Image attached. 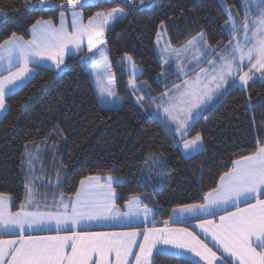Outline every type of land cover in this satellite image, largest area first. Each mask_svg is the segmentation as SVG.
Masks as SVG:
<instances>
[{"label":"trees","instance_id":"obj_1","mask_svg":"<svg viewBox=\"0 0 264 264\" xmlns=\"http://www.w3.org/2000/svg\"><path fill=\"white\" fill-rule=\"evenodd\" d=\"M240 11L238 0H223ZM63 0H0V44L16 33L28 38L38 20L57 22L66 11ZM113 8L126 15L105 34V45L114 75L120 107L99 106L83 55L68 56L61 70L40 67L19 90L5 99L7 112L0 119V193L12 197L11 210L19 209L25 195L21 158L26 146L54 136L64 142L61 166L63 190L72 195L79 182L93 175L117 177L116 203L122 208L130 196H152L155 220H168L180 203H201L216 186L232 161L255 152L262 143L264 81L254 80L246 89L229 87L191 125L188 139L198 132L202 150L186 159L175 147L172 134L159 120L137 106L127 89L124 57L138 68L144 83V103L179 82L163 67L154 44L164 24L173 46L180 47L203 32L208 44L225 47L231 36L225 30L227 15L220 0H144L127 5L124 0H93L77 6L85 19ZM69 11V10H68ZM163 153V163L149 158ZM148 161V163H146ZM180 257L157 254L155 264H185Z\"/></svg>","mask_w":264,"mask_h":264},{"label":"snow or ice","instance_id":"obj_2","mask_svg":"<svg viewBox=\"0 0 264 264\" xmlns=\"http://www.w3.org/2000/svg\"><path fill=\"white\" fill-rule=\"evenodd\" d=\"M124 2L132 5L136 0ZM140 3L143 5L144 0H140ZM83 5L84 0H63L61 4L66 11H72L71 33L64 28L62 11L59 29L51 28V21L38 20L32 25L30 40L25 41L23 36L13 33L10 40L0 44V51L5 53L0 55V61L6 59L8 64V75L0 77V112L7 111L6 97L14 92L17 82L31 71L29 63L47 59L60 69L65 63L64 53L69 44L79 49L81 41L87 37L88 51L91 52L97 44H104L102 37L105 27L118 23L126 15L124 9L113 8L106 14L96 13L94 17H90L88 25L78 24L80 14L75 9ZM242 8V25L236 22L231 12L225 25H230L233 33L238 32L242 26L244 42L237 41L227 55L220 56L219 65L214 60L208 61L213 69L211 82L215 87L204 85L206 90L201 91L199 76L192 84L185 81V90L178 97H172L168 92L162 94L168 96L170 101L167 106H157L158 109L162 108L163 115L157 112L150 117L159 120L161 126L172 133L171 143L177 148L182 145L181 154L186 159L192 158L202 149V137L199 132L191 139L187 138L191 122L198 115H202L199 110L214 102L219 95H223L227 91L225 85L238 86L235 79L237 76L240 86L244 87L254 80L255 72H260L261 78H264V0H242ZM253 10L256 16L250 20ZM98 18L102 22L96 23ZM203 39V32L198 33L187 41L186 47L196 46ZM208 47L211 51H208L206 56L216 51L215 47ZM245 61L247 66H250L247 72L243 71ZM13 68L16 70L12 71ZM201 72H204V69H201ZM173 87L179 90L181 85ZM105 92L108 96L114 95L111 81L109 86L101 89V98ZM142 99L143 97L138 98ZM177 102L182 107L180 113L174 115ZM171 124H175L174 132ZM149 159L157 165L164 162L163 153ZM232 165L220 176L216 186L204 193L203 202L180 203L172 208V212L181 215L187 213L215 216L216 209H225L227 214L220 216L219 223L203 219L200 225L202 230L211 236L223 253L239 264H264V144L258 142L255 152L234 159ZM101 179L99 176L82 179L75 198H69L67 201L62 199L55 212L27 211L24 204L19 212L9 211L8 196L0 193V231L3 234L16 235L15 239L0 238V264H155V256L164 252V249L158 247L161 245L191 252L204 261V264H214L218 260H221L222 264H232L231 260L218 257L216 251L186 228L167 227L172 216L164 221V228L145 226L143 230L135 228L118 233L93 232L82 228V224L92 221L133 224L141 217L147 224L149 217L153 215V209L144 204L139 195L130 196L124 205L126 210L122 211L114 202L113 183L118 181V178L109 176L105 183H101ZM28 197L31 203V188L28 190ZM241 202L246 203L247 207H239ZM230 206H235L236 211H227ZM50 223H55L56 235L31 234L34 228ZM68 225L71 226L70 229L65 234H60L61 227ZM185 264L195 262L185 261Z\"/></svg>","mask_w":264,"mask_h":264},{"label":"crops","instance_id":"obj_3","mask_svg":"<svg viewBox=\"0 0 264 264\" xmlns=\"http://www.w3.org/2000/svg\"><path fill=\"white\" fill-rule=\"evenodd\" d=\"M29 1H31V0H29ZM90 1H92V0H90ZM110 10L101 11V12H97V13H105L106 14ZM75 11L80 14V19L78 21V24L88 25L89 24V18L85 19L84 14L81 10L76 8ZM61 12L58 14V20L56 23L53 22L52 20H39V21H41V22L51 21V28L59 29L61 27ZM63 12H64V18H63L64 28L67 32L71 33L73 31L72 11L69 10V11H63ZM95 14L92 17H94ZM36 22L34 24H36ZM100 22H102V21L98 18L96 23H100ZM112 26L113 25L110 24V25L105 27L104 36L102 37V39L104 40V44H97L96 48H93L91 52L88 51L87 37H84L83 40L81 41V47L79 49H77L76 47L69 44L67 46V48L65 49V53H64V60H66V58L68 56L83 55L82 56L83 66H84L85 71H87L88 74L90 75L96 100H97L99 106L104 107V108H117V107H120V105H121V100L116 94L114 75H113V71L111 69L110 63L108 62L109 66L106 70L108 77L105 74H103V71H99V69L96 68L98 56L103 57L101 59L102 61H104V60L109 61L108 55H107V48L105 45V34ZM39 28H40V26L38 25V29ZM17 36H19V35H17ZM11 37H9L6 40H10ZM31 38H32V26L29 29L28 38H24V40L27 41V40H30ZM156 39H157V36H156ZM156 39H155L154 49L156 47ZM100 46H103V47L101 48ZM95 52H99L97 57H96ZM101 52H103V55H101ZM155 52H156V49H155ZM0 55H5V53L0 51ZM156 55L158 56L157 52H156ZM98 60H99V58H98ZM101 60L98 62L101 63ZM123 60L125 62L126 69L128 68V70H129V72L127 71L128 74L129 75L132 74L133 81L138 82L136 80L138 77V71H136L133 68L134 64L132 63L131 59H129V57L126 56L123 58ZM102 63H104V62H102ZM170 64H172V63H170ZM170 64H168V65H170ZM63 65L64 64L61 65L60 69H57L55 67V65L52 63V61L47 60V59L36 60L34 63H29L28 66L31 69V71L21 81L17 82V86H16L14 92L19 90L20 88H22L35 75L38 68L44 67V68H50V69L59 71L63 68ZM161 65L163 67H166L163 64H161ZM7 68H8L7 60L5 59L3 61H0V77L8 75ZM15 70H16L15 68L12 69V71H15ZM95 76H96V79H95ZM186 79H187L186 77L184 79L181 78V80L179 82L175 83L174 85H181V87H180V89H181L182 88V82ZM110 81L112 83V90L114 92V95L108 96L107 93L105 92L103 95V98H101V89L109 86ZM187 81L188 82L189 81L195 82L196 80H191V77H189ZM200 90L205 91L206 89L203 90L202 88H200ZM14 92H12V93H14ZM165 92H168L172 97H178V94H179L178 90L176 88H174L173 86H171ZM165 92H163L162 94H164ZM12 93H10V94H12ZM162 94L157 96V97L150 98V103H152V104H150L149 106H146L148 104L144 103L143 101L141 102L143 108H146L145 111H146V113H148L149 116L152 117L153 114H155L157 112H159L160 114L163 115L162 108L158 109V107H155V106H158V105L167 106L170 103V101H169L168 96H162ZM215 100H214V102H215ZM214 102H212L208 105H205L199 111H202V113H203ZM5 103H6V101H5ZM137 106H139V105H137ZM6 107H7V104H6ZM181 107L182 106L177 102V108L173 114L174 115L179 114ZM6 112H0V119L6 114ZM199 116L200 115H198L191 122V125ZM165 119H166V117H165ZM171 128L174 132L175 131V124H171ZM261 138H262V143L264 144V132L262 133V130H261ZM189 139H191V138H189ZM56 145H58V147H56ZM181 149H182V145L180 147V150ZM63 156H64V142L55 138L54 136H51L50 138L46 139L45 141L39 142L37 144L26 146L23 153H22V158H21V160H22V162H21V179H22V182H23V180H26L27 182H31L34 186V190L31 193V197H30L31 203H29L28 192L25 189V195H24L23 201L20 204L19 209L15 210V211L11 210L12 197L7 195L9 198L8 210L12 211V212H19L22 210L21 205L24 204V205H26L25 210H27V211L42 212V213L55 212L57 210V205L60 203V201L62 199L64 201H67V200H69V198H75V193L77 190L72 195L66 194L63 190L64 180H65L64 170L62 172V166H61ZM57 157H59L58 161L52 160V159L57 158ZM27 160H32V163L30 166L29 165L27 166ZM26 171L28 173H25ZM93 176L102 177L101 183H105L107 181V178L110 175H93ZM49 181H50V183H48ZM116 182L113 183V189H114V195H115L114 202H115L116 206L118 207V205L116 203L117 194H116V190L114 188V185L116 184ZM23 185H24V183H23ZM80 187H81V185L79 182L77 189ZM140 198L144 204H146L149 208L153 209V215L149 217L147 224H145L144 218L141 217L138 221H135L133 224H128L125 222H116V221H92V222H89L87 224H82L81 227L86 228V229L93 231V232H108V233L132 231V230H135V228H139V229L143 230V228L145 226L156 227V228L166 227L164 222H160V221H157L154 219L155 218V201H154V198L150 195L140 196ZM262 198H264V197H262ZM252 202L254 203L255 200H253ZM125 204L126 203H124V205ZM124 205L122 208H120L122 211L126 210ZM239 207L245 208V207H247V205H246V203L241 202ZM227 211H233L234 212V211H236V208H235V206H230L227 209ZM215 212H216L215 216H213V215L204 216L203 214L192 215V214H187V213L181 215L180 213H173L171 210L170 216H172V219L169 220L167 227L186 228L189 232L193 233L199 239H201L205 243H207L208 246L213 249V251H216L218 257L227 258V259L232 261V264H239L238 261L234 260L231 257H228V255L226 253H223V250L218 248V246L215 244V242L211 239V236L207 235L202 230V228L200 227L201 221L203 219L213 220L214 223H219L220 222V216L227 214L225 209H222V208L216 209ZM153 221L155 223H153ZM70 227H71L70 225L65 226V227H61L60 234H65V232L68 231L70 229ZM25 234H27V232ZM31 234L34 236L56 235L57 234L56 225H55V223H50V224L41 226L39 228H34L32 230ZM0 238H2V239H15L16 235L3 234L2 231H0ZM158 247L164 249L163 254L172 255V256L180 257V258H183V259H186L189 261H193V262H195V264H204V261H201L199 259V257L194 256L191 252H186L184 250L174 249L171 246L161 245ZM214 264H222V261L218 260V261L214 262Z\"/></svg>","mask_w":264,"mask_h":264},{"label":"rangeland","instance_id":"obj_4","mask_svg":"<svg viewBox=\"0 0 264 264\" xmlns=\"http://www.w3.org/2000/svg\"><path fill=\"white\" fill-rule=\"evenodd\" d=\"M27 1H29V0H27ZM92 1L84 0V4L90 3ZM138 1H140V0H138ZM238 1L240 4V9H239L240 11L239 12L237 9L233 8L232 6L227 5L223 0H220L221 5H222V7H223V9L227 15V18H228L229 12H231L234 19L236 20V22L238 24L242 25V22L244 21V10L242 8V0H238ZM45 2H47V0H44L43 3H45ZM255 16H256V12H255V10H253L249 19L250 20L254 19ZM225 30H226L227 34L231 36V39H230L229 43L223 48H220L221 47L220 45L212 46V45L208 44L205 37L196 46L186 47V45H187V42H186L183 44V46L177 47V46H173L171 44V41L169 39L165 25L162 24L159 27L157 35H156L157 39H156L155 49H156V52L158 54L157 58H158L160 64L167 66L168 64L172 63L173 73L171 71H169V73H171L172 75L176 74L177 78H182V79H184L185 77L187 78L186 80H184L182 82V88L178 90V92H179L178 96L180 95L181 92H183L185 90L184 82L187 81L189 77H191V80L197 81V78L199 76L200 81H201V87L200 88H202L203 90H205L204 85H207V87H209V88L215 87V84L211 82V76L213 74V69H212L211 65H209L208 61L214 60V61H216L217 65H219V63H220L219 57L220 56L227 55L231 46L235 45L237 43V41H239L241 43L244 42V29L242 26H241L240 30L236 33H233L231 31L230 25L225 26ZM249 35H251V33H249ZM208 46L215 47L216 51L212 55L206 56V53L208 51H211V48ZM100 47L102 48L103 46H100ZM95 53H96V57H97L99 52H95ZM98 58H99V60H98ZM98 58H97L96 68L99 69V71H103V74H105L107 76L106 70L109 66L108 65L109 61L108 60L102 61L101 60L103 58L102 56H98ZM100 60H101V63L98 62ZM102 62H104V63H102ZM244 64L246 66L243 67V71L244 72L249 71L250 66H247V61H245ZM133 68L136 71H138V68L136 66H134ZM201 69H204V72H201ZM127 71L129 72L128 68H127ZM253 71H255V70L253 69ZM130 75L128 77L127 89L131 93L136 105H139L140 107L143 108L141 102L144 101V96L142 94V92L145 91L144 83L141 81H138V82L133 81L132 74H130ZM95 79H96V76H95ZM235 79H236V84L238 85L237 87H239L241 89H246V87L248 85L246 87L240 86L238 76L235 77ZM256 79L260 80V81H264V78H261L260 72H255L254 80H256ZM254 80H252V81H254ZM130 81H131V84H130ZM252 81H249V83ZM189 84H192V82L189 81ZM225 87L228 88L227 85H225ZM141 97H143V99L138 100V98H141ZM155 107H157V106H155ZM261 130L263 133L264 132V126L261 127ZM56 147H58V145H56ZM58 158L59 157L54 158L52 160L58 161ZM31 163H32V160H27V166L28 165L30 166ZM62 172H63V168H62ZM25 173H28V172L26 171ZM23 183H24L26 191L28 192L29 188H31V193H32L34 190L33 184L31 182H27L26 180H23ZM48 183H50V181Z\"/></svg>","mask_w":264,"mask_h":264}]
</instances>
